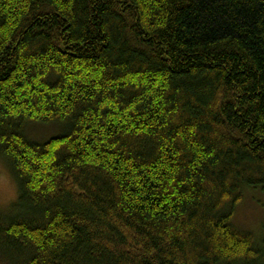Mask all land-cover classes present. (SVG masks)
Here are the masks:
<instances>
[{"label": "trees", "instance_id": "obj_1", "mask_svg": "<svg viewBox=\"0 0 264 264\" xmlns=\"http://www.w3.org/2000/svg\"><path fill=\"white\" fill-rule=\"evenodd\" d=\"M0 160V264H264V0H0Z\"/></svg>", "mask_w": 264, "mask_h": 264}, {"label": "rangeland", "instance_id": "obj_2", "mask_svg": "<svg viewBox=\"0 0 264 264\" xmlns=\"http://www.w3.org/2000/svg\"><path fill=\"white\" fill-rule=\"evenodd\" d=\"M58 132L55 123H32L27 127L28 138L35 141H45ZM16 198L15 181L0 160V211L8 210ZM231 221L236 229L251 233L256 239L261 238L264 235V190L245 189L241 202L233 209Z\"/></svg>", "mask_w": 264, "mask_h": 264}]
</instances>
